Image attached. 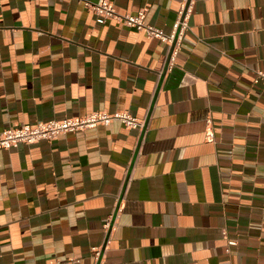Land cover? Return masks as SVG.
Here are the masks:
<instances>
[{"label":"crops","instance_id":"0c3cea01","mask_svg":"<svg viewBox=\"0 0 264 264\" xmlns=\"http://www.w3.org/2000/svg\"><path fill=\"white\" fill-rule=\"evenodd\" d=\"M98 1L0 0V129L144 120L0 148V264H264V0Z\"/></svg>","mask_w":264,"mask_h":264},{"label":"built area","instance_id":"2783aa9c","mask_svg":"<svg viewBox=\"0 0 264 264\" xmlns=\"http://www.w3.org/2000/svg\"><path fill=\"white\" fill-rule=\"evenodd\" d=\"M88 9L92 10L100 22L106 19H113L117 22L135 27L144 32L149 38H156L171 43L185 27V20H178L174 25V32L167 35L164 30L146 22V13L140 9L137 13H120L111 0H100L98 2H86ZM264 79V72L258 71L256 80ZM120 120L127 128H142L144 120L140 119L129 111L109 112L107 110H95L82 116H67L60 119H51L38 122L36 125L23 124L16 127L0 129V148H10L21 143L35 144L41 140H52L61 134L77 132L98 125H108L114 120ZM110 222L106 223L108 227ZM235 243L229 240V246ZM229 247L227 250L229 251Z\"/></svg>","mask_w":264,"mask_h":264},{"label":"water","instance_id":"95a60500","mask_svg":"<svg viewBox=\"0 0 264 264\" xmlns=\"http://www.w3.org/2000/svg\"><path fill=\"white\" fill-rule=\"evenodd\" d=\"M185 12H186V10H185ZM185 12H184V13H185ZM182 17H184V16H182ZM174 41H175V40H174ZM173 48H174V45H173L172 48H171V52L173 51Z\"/></svg>","mask_w":264,"mask_h":264}]
</instances>
